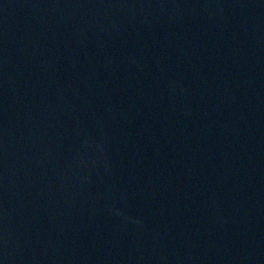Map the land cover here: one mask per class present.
<instances>
[{
  "label": "water",
  "instance_id": "1",
  "mask_svg": "<svg viewBox=\"0 0 264 264\" xmlns=\"http://www.w3.org/2000/svg\"><path fill=\"white\" fill-rule=\"evenodd\" d=\"M0 264H264V0H0Z\"/></svg>",
  "mask_w": 264,
  "mask_h": 264
}]
</instances>
